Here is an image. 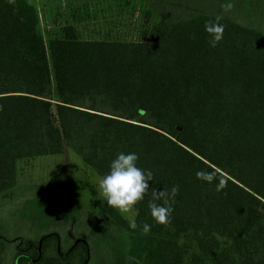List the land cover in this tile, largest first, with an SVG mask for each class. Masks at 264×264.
Masks as SVG:
<instances>
[{"label": "trees", "instance_id": "trees-1", "mask_svg": "<svg viewBox=\"0 0 264 264\" xmlns=\"http://www.w3.org/2000/svg\"><path fill=\"white\" fill-rule=\"evenodd\" d=\"M209 22L224 28L215 47ZM66 147L100 177L117 153L139 154L154 178L136 227L102 201L107 245L97 228L67 247L53 231L20 240L12 264H103L104 249L119 264H264V30L192 10L166 13L147 40L82 39L67 25L47 44L35 4L0 0V193L17 187L21 160ZM173 187L158 223L149 202Z\"/></svg>", "mask_w": 264, "mask_h": 264}, {"label": "rangeland", "instance_id": "rangeland-1", "mask_svg": "<svg viewBox=\"0 0 264 264\" xmlns=\"http://www.w3.org/2000/svg\"><path fill=\"white\" fill-rule=\"evenodd\" d=\"M29 1L38 8L47 44L67 25H73L82 39L147 40L166 13L192 10L230 17L264 30V0ZM52 92V102L56 104L54 79ZM18 166L17 187L0 193V235L14 236L0 245V264L13 263L20 240L36 239L48 232H59L66 247L75 238L90 237L96 228L103 241L112 238L96 223L99 203L103 201L97 190L101 177L80 155L66 147L61 154L24 159ZM121 214L132 225L137 211L133 207ZM97 261L119 264L121 260L117 253L104 249Z\"/></svg>", "mask_w": 264, "mask_h": 264}, {"label": "clouds", "instance_id": "clouds-1", "mask_svg": "<svg viewBox=\"0 0 264 264\" xmlns=\"http://www.w3.org/2000/svg\"><path fill=\"white\" fill-rule=\"evenodd\" d=\"M209 33L210 44L215 47L222 39L224 28L218 23L209 22L206 25ZM139 154L132 152H119L111 160L108 171L99 179L97 190L108 206L119 209L121 212L130 211L135 205L144 200L153 180V173L138 166ZM198 180L209 184L216 183V191H221L227 186V180L219 176L216 170H199L196 172ZM178 187H173L170 194L157 191L153 193V199L149 202V210L152 217L158 223H166L173 211L171 199L178 193ZM163 200V203H157ZM132 227L136 224L133 222ZM150 225L144 224L143 230L150 231Z\"/></svg>", "mask_w": 264, "mask_h": 264}, {"label": "water", "instance_id": "water-1", "mask_svg": "<svg viewBox=\"0 0 264 264\" xmlns=\"http://www.w3.org/2000/svg\"><path fill=\"white\" fill-rule=\"evenodd\" d=\"M179 130H181L182 128L181 127H178ZM257 208H259V206H256Z\"/></svg>", "mask_w": 264, "mask_h": 264}]
</instances>
